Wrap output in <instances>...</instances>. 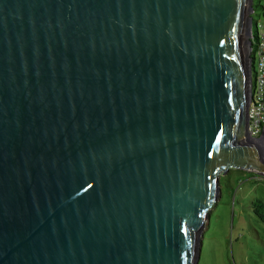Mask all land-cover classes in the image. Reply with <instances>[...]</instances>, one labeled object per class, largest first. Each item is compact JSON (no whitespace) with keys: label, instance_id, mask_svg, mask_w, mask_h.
I'll return each mask as SVG.
<instances>
[{"label":"water","instance_id":"water-1","mask_svg":"<svg viewBox=\"0 0 264 264\" xmlns=\"http://www.w3.org/2000/svg\"><path fill=\"white\" fill-rule=\"evenodd\" d=\"M253 2L0 0V264H198L221 177L264 178Z\"/></svg>","mask_w":264,"mask_h":264},{"label":"rangeland","instance_id":"rangeland-1","mask_svg":"<svg viewBox=\"0 0 264 264\" xmlns=\"http://www.w3.org/2000/svg\"><path fill=\"white\" fill-rule=\"evenodd\" d=\"M254 5L253 17L262 34L264 0H254ZM249 26L252 31V21L247 22V45ZM245 78L248 90V71ZM253 145L264 150L263 142ZM220 182L221 196L212 208L209 223L202 233L198 264H264V247L256 237L261 229L252 212L255 201L264 202V178L231 170L221 177Z\"/></svg>","mask_w":264,"mask_h":264},{"label":"built area","instance_id":"built-area-1","mask_svg":"<svg viewBox=\"0 0 264 264\" xmlns=\"http://www.w3.org/2000/svg\"><path fill=\"white\" fill-rule=\"evenodd\" d=\"M254 14V13H253ZM252 14V22L254 17ZM256 28V30H255ZM253 23L252 34L247 45V69L248 79L251 84L248 87L249 107L247 110V134L253 143L263 142L262 131L264 127V24ZM257 32V35L255 34ZM257 39V41H256Z\"/></svg>","mask_w":264,"mask_h":264},{"label":"trees","instance_id":"trees-1","mask_svg":"<svg viewBox=\"0 0 264 264\" xmlns=\"http://www.w3.org/2000/svg\"><path fill=\"white\" fill-rule=\"evenodd\" d=\"M253 7H254V12L256 11V6L254 5L253 2ZM255 20L253 21L254 26H255ZM252 212L253 215L255 216L257 222L260 225L261 231L257 232V239L259 240L260 246L264 247V202L261 200H257L253 203L252 206Z\"/></svg>","mask_w":264,"mask_h":264},{"label":"flooded vegetation","instance_id":"flooded-vegetation-1","mask_svg":"<svg viewBox=\"0 0 264 264\" xmlns=\"http://www.w3.org/2000/svg\"><path fill=\"white\" fill-rule=\"evenodd\" d=\"M249 174H251V173H249ZM252 176H256V175H254V174H251ZM256 177H258V176H256Z\"/></svg>","mask_w":264,"mask_h":264},{"label":"bare ground","instance_id":"bare-ground-1","mask_svg":"<svg viewBox=\"0 0 264 264\" xmlns=\"http://www.w3.org/2000/svg\"><path fill=\"white\" fill-rule=\"evenodd\" d=\"M247 59V58H246ZM246 66H247V60H246ZM247 71H248V69H247ZM254 144V143H253Z\"/></svg>","mask_w":264,"mask_h":264}]
</instances>
